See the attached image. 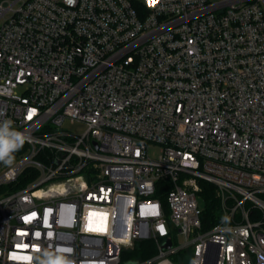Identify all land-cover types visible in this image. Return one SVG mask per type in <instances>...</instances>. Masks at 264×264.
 I'll return each instance as SVG.
<instances>
[{"label":"built area","instance_id":"obj_1","mask_svg":"<svg viewBox=\"0 0 264 264\" xmlns=\"http://www.w3.org/2000/svg\"><path fill=\"white\" fill-rule=\"evenodd\" d=\"M4 120L0 264H264V0H0Z\"/></svg>","mask_w":264,"mask_h":264},{"label":"trees","instance_id":"obj_2","mask_svg":"<svg viewBox=\"0 0 264 264\" xmlns=\"http://www.w3.org/2000/svg\"><path fill=\"white\" fill-rule=\"evenodd\" d=\"M202 203L204 206L203 211V220L206 223L205 227H208L207 224H214L221 215V201L222 197L218 188L209 181H202ZM170 185H167L166 188H169ZM156 252V245L153 239H144L136 241L133 246L129 249L124 250L123 259L133 258V259H146L153 256ZM184 252L180 251L174 256L178 257ZM190 258L184 261L183 263L187 264Z\"/></svg>","mask_w":264,"mask_h":264},{"label":"clouds","instance_id":"obj_3","mask_svg":"<svg viewBox=\"0 0 264 264\" xmlns=\"http://www.w3.org/2000/svg\"><path fill=\"white\" fill-rule=\"evenodd\" d=\"M25 135L13 127L11 120H4L0 123V162L5 165H12L15 156L26 142ZM72 249L62 247L53 251H45L38 264H73L69 258Z\"/></svg>","mask_w":264,"mask_h":264},{"label":"rangeland","instance_id":"obj_4","mask_svg":"<svg viewBox=\"0 0 264 264\" xmlns=\"http://www.w3.org/2000/svg\"><path fill=\"white\" fill-rule=\"evenodd\" d=\"M65 127L69 128L71 131L75 132V133H83L85 131L86 125L83 122H70L67 121L65 123ZM3 171V169H0V173ZM191 249H186L184 250V252L179 255L178 257L176 256V259H181L182 262L186 261L187 259H189L191 257ZM187 264H191L190 261L187 262Z\"/></svg>","mask_w":264,"mask_h":264},{"label":"water","instance_id":"obj_5","mask_svg":"<svg viewBox=\"0 0 264 264\" xmlns=\"http://www.w3.org/2000/svg\"><path fill=\"white\" fill-rule=\"evenodd\" d=\"M171 245H172V241H171V239H168V241L164 244V248H170ZM210 263L215 264L216 263V257Z\"/></svg>","mask_w":264,"mask_h":264},{"label":"snow or ice","instance_id":"obj_6","mask_svg":"<svg viewBox=\"0 0 264 264\" xmlns=\"http://www.w3.org/2000/svg\"><path fill=\"white\" fill-rule=\"evenodd\" d=\"M29 118H31V117H29Z\"/></svg>","mask_w":264,"mask_h":264}]
</instances>
